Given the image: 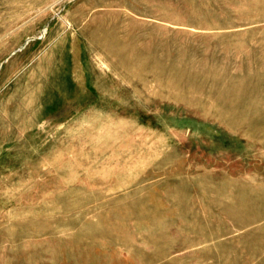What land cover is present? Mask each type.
Masks as SVG:
<instances>
[{
	"label": "rangeland",
	"instance_id": "rangeland-1",
	"mask_svg": "<svg viewBox=\"0 0 264 264\" xmlns=\"http://www.w3.org/2000/svg\"><path fill=\"white\" fill-rule=\"evenodd\" d=\"M0 264H264V0H0Z\"/></svg>",
	"mask_w": 264,
	"mask_h": 264
},
{
	"label": "bare ground",
	"instance_id": "bare-ground-1",
	"mask_svg": "<svg viewBox=\"0 0 264 264\" xmlns=\"http://www.w3.org/2000/svg\"><path fill=\"white\" fill-rule=\"evenodd\" d=\"M45 28H46V25L43 27V29H42V32H44V31H45Z\"/></svg>",
	"mask_w": 264,
	"mask_h": 264
}]
</instances>
